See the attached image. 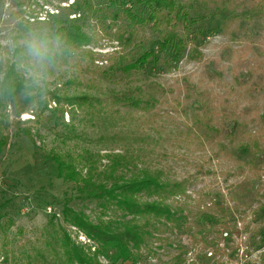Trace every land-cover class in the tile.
<instances>
[{
	"label": "rangeland",
	"instance_id": "1",
	"mask_svg": "<svg viewBox=\"0 0 264 264\" xmlns=\"http://www.w3.org/2000/svg\"><path fill=\"white\" fill-rule=\"evenodd\" d=\"M77 1L78 12L74 0H0V80L14 63L25 83L0 105V137H7L0 154V264H71L59 240L65 232L96 248L63 221L66 205L93 222L123 217L114 204L104 206L59 178L52 154L83 176L91 170L109 182L114 159L115 177L148 169L162 171L165 181H184L186 192L165 202L186 220L148 227L134 264H264V6L231 0L237 4L231 11L216 0H178L196 6L183 56L126 75L121 65L156 35L123 45L125 20L114 19L108 0ZM75 16L91 37L80 48L56 33ZM31 33L58 38L51 63L38 67L27 55ZM136 85L153 88L154 106L114 98ZM83 95L82 105L66 100Z\"/></svg>",
	"mask_w": 264,
	"mask_h": 264
},
{
	"label": "trees",
	"instance_id": "2",
	"mask_svg": "<svg viewBox=\"0 0 264 264\" xmlns=\"http://www.w3.org/2000/svg\"><path fill=\"white\" fill-rule=\"evenodd\" d=\"M130 1H134V5L129 4ZM254 1L259 4L260 8L264 6V0ZM108 2V5L114 8L112 14L114 19L124 18L125 20L118 33V40L123 45L143 42L142 37L146 33L156 35L153 37L155 40L151 46L144 47L138 58L121 65V70L126 75L139 72L150 62H159L160 59H164V62L168 64L180 60L187 46L185 35L191 30L189 16L195 10V1L187 3L178 0H108ZM255 2L253 3L255 4ZM214 5L222 9H231V11L237 9V4L232 3L231 0H216ZM70 6L77 12L80 10L77 0H74ZM79 17L75 16L69 24L56 31L65 39L66 44L78 48L88 45L91 41V37L83 31L82 25L75 23ZM57 22L63 23L64 21L57 19ZM155 44L158 46V51L154 47ZM16 74V65L12 63L2 75L0 105L5 99L13 98L24 89L25 83ZM154 93L153 88L149 92L146 87L136 85L114 98L124 100L131 107L147 108L154 106L157 102ZM87 99L88 97L84 95L66 98L68 102L78 101L79 105L87 102ZM194 99L195 101L200 100L199 96ZM237 124L239 123L234 122L235 129L231 132L236 130ZM227 136L235 138L232 133ZM6 144L7 137H0V154ZM240 148L250 151V147L247 145H240ZM51 159L56 164L59 178L78 183L80 189L89 198L99 199L104 206L114 204L119 211L123 212V217L119 220L114 219L105 221V223L104 221L93 222L85 213L77 212L66 205L62 209L63 221L77 227L90 240L97 243V247L92 250V247L87 243L75 242L65 232L59 240L63 247V255L71 264H105L100 262V256L106 259V264H125L127 262L134 264L140 248L150 233L148 227L152 226L157 229L156 224L179 223L186 220L185 216L179 214L181 209H173L165 202L171 196H178L186 192L184 181H165L163 172L160 170L144 169L138 175L115 177L119 167L117 164L120 162H116L117 160L114 159L113 168L108 173L113 176L109 182L96 178L91 170H88L85 176L81 175L74 163L65 161L58 154H52ZM139 194H144L148 199L153 197V199L142 203L138 199ZM197 213L203 219V211ZM139 220H143V222Z\"/></svg>",
	"mask_w": 264,
	"mask_h": 264
},
{
	"label": "clouds",
	"instance_id": "3",
	"mask_svg": "<svg viewBox=\"0 0 264 264\" xmlns=\"http://www.w3.org/2000/svg\"><path fill=\"white\" fill-rule=\"evenodd\" d=\"M26 53L32 62L43 67L51 63L52 59L57 55L60 42L58 38H50L39 33H31L25 40Z\"/></svg>",
	"mask_w": 264,
	"mask_h": 264
},
{
	"label": "built area",
	"instance_id": "4",
	"mask_svg": "<svg viewBox=\"0 0 264 264\" xmlns=\"http://www.w3.org/2000/svg\"><path fill=\"white\" fill-rule=\"evenodd\" d=\"M54 13V12H53ZM44 20H45V18H44ZM75 228V227H74ZM79 239L81 240V241H84L85 240V238L84 237H82L81 235L79 236Z\"/></svg>",
	"mask_w": 264,
	"mask_h": 264
}]
</instances>
